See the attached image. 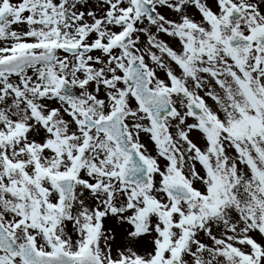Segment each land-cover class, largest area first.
Listing matches in <instances>:
<instances>
[{
  "label": "snow or ice",
  "instance_id": "1",
  "mask_svg": "<svg viewBox=\"0 0 264 264\" xmlns=\"http://www.w3.org/2000/svg\"><path fill=\"white\" fill-rule=\"evenodd\" d=\"M0 264H264V0H0Z\"/></svg>",
  "mask_w": 264,
  "mask_h": 264
}]
</instances>
